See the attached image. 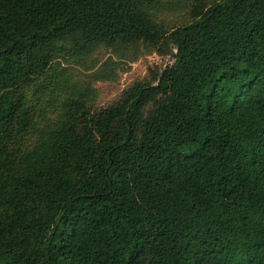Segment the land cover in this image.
I'll return each mask as SVG.
<instances>
[{"label":"trees","instance_id":"1","mask_svg":"<svg viewBox=\"0 0 264 264\" xmlns=\"http://www.w3.org/2000/svg\"><path fill=\"white\" fill-rule=\"evenodd\" d=\"M96 45L172 62L56 95ZM0 264H264V0H0Z\"/></svg>","mask_w":264,"mask_h":264},{"label":"rangeland","instance_id":"2","mask_svg":"<svg viewBox=\"0 0 264 264\" xmlns=\"http://www.w3.org/2000/svg\"><path fill=\"white\" fill-rule=\"evenodd\" d=\"M179 14L182 12L174 8L162 17L172 25L180 22ZM171 62L172 54L162 56L142 45L129 48L96 45L83 56L59 59L53 76L56 84L50 88L59 96L70 91L84 92L94 109L114 101L123 89L146 76L148 67L164 69Z\"/></svg>","mask_w":264,"mask_h":264}]
</instances>
